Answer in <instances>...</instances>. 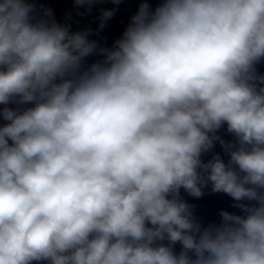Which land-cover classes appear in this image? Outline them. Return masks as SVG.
<instances>
[{
  "label": "clouds",
  "instance_id": "obj_1",
  "mask_svg": "<svg viewBox=\"0 0 264 264\" xmlns=\"http://www.w3.org/2000/svg\"><path fill=\"white\" fill-rule=\"evenodd\" d=\"M114 14L0 0V264H264V0H142L91 39ZM209 188L238 211L205 224L181 191Z\"/></svg>",
  "mask_w": 264,
  "mask_h": 264
},
{
  "label": "water",
  "instance_id": "obj_2",
  "mask_svg": "<svg viewBox=\"0 0 264 264\" xmlns=\"http://www.w3.org/2000/svg\"><path fill=\"white\" fill-rule=\"evenodd\" d=\"M142 0H121L118 5L113 4L111 0H103V2L94 4L90 12H86L83 8H77L74 0H36L38 8L51 9L54 18L60 23H68L73 31L92 28L95 33L99 27V17L103 9H115L114 16L106 23L104 29L100 30L99 35H92L91 39L98 40L101 44L110 47L116 39H118L130 18L134 15ZM154 8L158 0H148ZM83 13V14H81ZM260 71L264 72V65L260 66ZM219 135L226 140H232L230 134L224 129H221ZM215 153L221 154L222 158L227 160L222 146L217 143L214 150ZM212 153L206 154L204 159H210ZM182 196L188 203L194 204L195 214L200 217L205 224L210 222H219V213L221 210L229 212H237L238 210L232 207L233 201L226 194L212 193L209 189L205 190L204 196L201 198H193L181 191ZM179 246H177V249Z\"/></svg>",
  "mask_w": 264,
  "mask_h": 264
}]
</instances>
